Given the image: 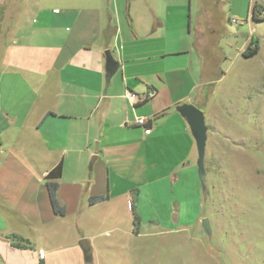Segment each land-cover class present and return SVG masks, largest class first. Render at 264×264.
<instances>
[{
	"label": "crops",
	"instance_id": "0c3cea01",
	"mask_svg": "<svg viewBox=\"0 0 264 264\" xmlns=\"http://www.w3.org/2000/svg\"><path fill=\"white\" fill-rule=\"evenodd\" d=\"M254 2L264 6L0 0V264H128L140 229L194 224L202 207L196 142L177 107L198 106L203 86L215 82L201 56L215 42L201 24L214 31L226 12L230 21L255 22ZM105 50L119 62L109 80ZM150 90L137 104L126 96ZM137 117L147 119L148 133ZM59 162L63 215L45 185ZM14 234L32 247L14 246Z\"/></svg>",
	"mask_w": 264,
	"mask_h": 264
},
{
	"label": "rangeland",
	"instance_id": "374dc122",
	"mask_svg": "<svg viewBox=\"0 0 264 264\" xmlns=\"http://www.w3.org/2000/svg\"><path fill=\"white\" fill-rule=\"evenodd\" d=\"M227 16L215 18L214 31L201 24L215 42L201 55L215 82L196 106L207 126L198 219L175 232L140 229L128 264H264V21ZM246 37L258 40L251 58L237 54Z\"/></svg>",
	"mask_w": 264,
	"mask_h": 264
},
{
	"label": "water",
	"instance_id": "95a60500",
	"mask_svg": "<svg viewBox=\"0 0 264 264\" xmlns=\"http://www.w3.org/2000/svg\"><path fill=\"white\" fill-rule=\"evenodd\" d=\"M104 54H105L106 78L107 80H109V78L117 70L119 66V62L112 57L109 50H105ZM177 109L180 112V114L186 119L191 129L192 135L195 139L196 150H197L198 174L201 183L204 184L205 183L204 155H205V145L207 140V126L204 123L203 112L195 105L189 103H183L179 105ZM201 225L207 234L211 233V228L207 218H203L201 220ZM79 244L84 251L85 260L89 262L91 259L89 241L83 238L79 241Z\"/></svg>",
	"mask_w": 264,
	"mask_h": 264
},
{
	"label": "trees",
	"instance_id": "16d2710c",
	"mask_svg": "<svg viewBox=\"0 0 264 264\" xmlns=\"http://www.w3.org/2000/svg\"><path fill=\"white\" fill-rule=\"evenodd\" d=\"M250 17L253 21L255 22H262L264 21V6L260 5L257 2H254L251 7H250ZM259 51V45H258V40H255L253 37L250 39L249 44L246 46V48L241 52V56L245 58H251L255 56ZM61 169L62 165L61 162H59L53 169H51L45 179V185L47 187V191L49 194V199L51 202V206L53 208V211L57 215H63L64 210L62 207L59 206L56 198V192H57V187H58V178L61 175ZM100 199V197H97L95 200ZM137 223H138V216L136 215L135 212H133V232L137 233ZM12 244L16 247L20 248H26L29 247L31 248V242L22 236L18 235H12ZM40 264H45L43 259H40Z\"/></svg>",
	"mask_w": 264,
	"mask_h": 264
},
{
	"label": "built area",
	"instance_id": "2783aa9c",
	"mask_svg": "<svg viewBox=\"0 0 264 264\" xmlns=\"http://www.w3.org/2000/svg\"><path fill=\"white\" fill-rule=\"evenodd\" d=\"M231 21L234 22L235 19L232 18ZM153 95H154V91L150 90L143 95H137L136 93L129 92V93H127L126 96H127V99L129 100V102L131 104H137L141 101H146L147 99H149ZM136 124L143 127L145 133H148L150 131V127H148V121L145 117H137L136 118Z\"/></svg>",
	"mask_w": 264,
	"mask_h": 264
}]
</instances>
